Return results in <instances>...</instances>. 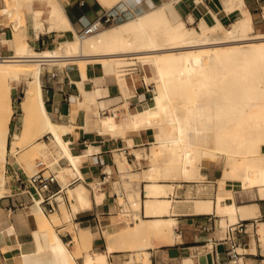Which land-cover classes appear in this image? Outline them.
<instances>
[{"label":"bare ground","instance_id":"obj_1","mask_svg":"<svg viewBox=\"0 0 264 264\" xmlns=\"http://www.w3.org/2000/svg\"><path fill=\"white\" fill-rule=\"evenodd\" d=\"M99 1L110 9L124 0ZM176 1L160 2L141 12L128 14L127 19L122 18L91 34L76 31L60 0L8 1L1 12L13 19L14 38L11 41L15 54L0 58L1 184L6 180L2 173V161L9 152L28 164L35 154H41L43 159H53V164H59V178L71 171L60 165V154L54 156V150L43 138L46 133L53 134L55 143L59 142L66 149L63 148L64 155L67 152L66 156L76 163L78 157L71 154L63 138L68 126L53 122L44 106L41 73L44 64L65 65L71 60H78L84 67L94 59L101 61L106 72L114 74L117 82L121 83L122 77L129 80V76L137 73V66H142L145 71L143 79L156 85L153 97L154 108L158 112L145 106L132 117L134 128L155 129L153 154H167L163 164L158 161L152 163L154 165L145 177L151 182L162 178L199 180L203 178L201 168L205 162H217L222 165V175L218 180L224 190V193L219 191L218 194V212L230 216L232 221L237 220L239 212L248 216V206L237 207L235 203L226 202V196H231L232 192L226 191L224 185L227 179H239L244 188L256 187L264 197V31L257 29L246 0H223L228 11L238 8L242 12L229 25L217 15L213 24L202 19L196 25L193 17L188 22L173 21L170 4ZM28 4L32 6L30 10L26 9ZM46 10L51 15L48 18L51 22L49 28L63 29L66 35L56 47L36 51L28 40L26 14L29 12L38 35L45 30ZM24 73L32 78L26 81L21 101L25 113L23 128L13 133L8 148L9 125L14 112L12 92L22 82ZM12 81H18V84ZM161 93L163 102L160 101ZM103 124L109 128L107 118H103ZM36 131L46 132L42 140L36 141ZM124 162L127 163L126 157ZM4 192L2 187L0 196ZM78 194L84 198L82 192ZM148 194L156 197L155 200H147L148 214L170 212L172 201L164 196L167 194L165 186L149 184ZM161 195L163 197L159 198ZM131 197L132 205L140 211L141 201ZM31 204L36 206L34 215L39 232L45 229L49 233V246L31 255L20 251L24 261L16 262L12 257L7 258L6 264H79L76 254L82 246L91 247V237L83 232L80 235L77 233V250L72 252L50 227V217L40 202L35 198ZM62 211L65 218L70 217L66 205L62 206ZM55 214L60 218L58 212L51 216ZM138 218H141L139 222L123 228V235L133 238L134 247L143 249L145 234H155L162 240L170 236L173 219L147 222L140 214ZM223 224L226 225L227 221L223 220ZM260 231L263 235L264 227ZM7 240L20 241L14 225L0 232L1 243L5 244ZM96 261L108 264L105 255L87 254L86 264Z\"/></svg>","mask_w":264,"mask_h":264},{"label":"crops","instance_id":"obj_2","mask_svg":"<svg viewBox=\"0 0 264 264\" xmlns=\"http://www.w3.org/2000/svg\"><path fill=\"white\" fill-rule=\"evenodd\" d=\"M8 1L0 0V53L12 56L15 54L11 41L14 38V24L10 17L1 12ZM148 1L151 3L144 5L138 0H124L109 9L99 0H60L72 26L79 33L86 24L108 11L115 13L119 21L128 14L171 0ZM246 2L251 7L257 29L264 31L263 0ZM223 3V0H178L170 4V15L173 21L188 22L193 17L196 25L202 19L213 24L217 21V15L224 24L229 25L242 12L238 8L228 11ZM50 16L46 10L45 30L38 36L29 12L26 14L28 40L36 51L56 47L66 35L63 29L49 28ZM93 60H89L84 67L78 60H71L65 65L44 64L41 73L42 98L48 116L53 122L68 126L63 138L71 154L78 157L76 163L72 162L66 156L67 152L64 155L66 149L63 147V150L59 142L56 144L53 139L47 140L54 150L53 155L60 154V165L73 172L71 176L64 173L65 181L63 177H58L59 183L63 186L75 174L82 176L81 180L60 192L63 198L55 210L44 211L48 216L58 212L61 224H52L72 252L76 253L77 250L74 238L77 233L80 235L83 232L91 237V247L77 256L78 263L86 264V256L91 253L93 256L105 255L108 264H227L236 256L232 251L233 241L228 237L227 228L230 224L241 222L244 230L240 231L239 228L233 233L236 249L240 253L238 257L242 259L238 264H264V234L260 231L264 227V197L259 189L244 188L239 179L226 180L224 189L232 192L231 196H226V202L235 203L237 207L248 206V216H242L239 212L237 220L232 221L230 216L218 212V194L224 193V190L218 180L222 170L218 168L217 162H205L201 168L203 178L199 180L173 181L162 178L158 182H151L145 177L150 168L140 171L141 163L147 165V162L146 158H141L139 150L150 146L148 154L154 162L157 159L160 164L164 163L167 154H153L155 129L134 128L132 117L145 106L158 112L154 108L155 88L138 78L139 66L135 76H129V80L122 77L120 83L114 74L106 72L101 61ZM53 71L57 72L56 77H52ZM31 78L30 74H23V81ZM12 94L14 112L9 125L8 148L13 133L22 130L25 115L21 106L23 96L17 92L16 87ZM125 96H128V102ZM103 118L108 119L109 128L104 126ZM160 155H166L162 162ZM125 157L127 163L124 162ZM2 162L6 167V174L2 170L6 180L0 183V190L4 187L5 191L0 196V232L14 225L20 239L17 242L7 240L5 244L0 241V264H6L7 258L12 257L16 262L24 261L20 251L31 255L40 248L48 247L50 236L45 229L39 232L34 215L36 206L31 204L32 199L24 191L23 182H27V176L31 174L11 152ZM53 165L51 169L59 173V164ZM59 183L52 184L53 191L59 192ZM152 183L165 186L167 194L164 196L172 201L169 213H147V200L156 199L155 195L148 194V185ZM81 185L87 188L85 200L76 193ZM70 190L75 193L72 198ZM130 196L141 201L140 211L133 208ZM63 205H66L71 215L67 221L64 220ZM139 214L147 222L161 218L173 219L170 236L162 240L156 238L155 234H145L143 249L134 247L133 238L124 236L123 228L139 222ZM223 220L227 221L226 225ZM251 225L258 228L251 231ZM116 231V236L108 237Z\"/></svg>","mask_w":264,"mask_h":264},{"label":"built area","instance_id":"obj_3","mask_svg":"<svg viewBox=\"0 0 264 264\" xmlns=\"http://www.w3.org/2000/svg\"><path fill=\"white\" fill-rule=\"evenodd\" d=\"M116 22H118V16L115 13L108 11L102 17L86 24L80 32L81 34H91L103 27L110 26ZM9 56L11 55L0 53L1 59L8 58ZM51 75L52 77H56L57 72L53 71ZM53 136L54 135L51 133H46L44 135V137L48 141H51L52 139L54 140L55 137ZM81 179L82 176L75 174L66 185L62 186L59 183L58 172L51 169V163L44 159H40L36 164L35 171L31 175L27 176V182H23L24 191L29 194L32 200L36 198L42 205L43 210L53 211L58 205V202L61 200L60 192ZM54 182H58L60 184L59 192H55L52 190V184ZM239 228L240 231L244 230V224L241 222L230 224L227 228L228 237H230V239L233 241L232 251L236 253V256L232 258L227 264H238L240 261V257H238L240 253L236 249V242H234L233 237L234 231L238 230Z\"/></svg>","mask_w":264,"mask_h":264},{"label":"rangeland","instance_id":"obj_4","mask_svg":"<svg viewBox=\"0 0 264 264\" xmlns=\"http://www.w3.org/2000/svg\"><path fill=\"white\" fill-rule=\"evenodd\" d=\"M139 2H143L144 3V5H146V3H148L149 1L148 0H138ZM149 3H151V2H149ZM31 4H28L27 5V8L26 9H28V10H30L31 9ZM139 8V7H138ZM127 17L128 16H125V18L127 19ZM12 21H13V19H12ZM61 65H63V64H61ZM139 71H138V73H137V76H138V78H140L141 80H142V82H146L144 79H143V73L145 72L144 71V69H143V67L142 66H139ZM131 72V71H130ZM148 72H149V70H148ZM12 83L13 84H18V81H12ZM147 84H150V86L152 87V88H155L156 87V85H155V83H148V82H146ZM158 88H159V86H157ZM25 88H26V81H23L22 80V82L18 85V86H16V90H17V92H19V94L20 95H24V91H25ZM155 93V92H154ZM160 101L161 102H163L164 101V98H163V96H162V93H161V95H160ZM10 124H11V122H10ZM37 132V136H36V134H35V136H36V141H40V140H42V136L46 133V132H42V133H40L41 131H36ZM39 135V136H38ZM10 136H11V133H10ZM43 138L45 139V140H47L44 136H43ZM53 145V144H52ZM152 146V145H151ZM150 149H151V147L150 146H148V148H144L143 150H139V151H141V153H142V155H141V158L143 159V158H146V162H147V165H144L143 163H141V166H142V168L140 169V171H142V170H144V169H148V168H150V167H152V165H154V164H152V163H154V160H153V158L151 157V155H149L148 153L150 152ZM124 155V154H123ZM165 157H166V155H160V157H159V159H160V161L162 162L164 159H165ZM44 158H46V157H44ZM40 159H43V156L41 155V154H35V155H33L32 157H31V163H26V162H24V161H21V160H19V162H21V164L23 165V167L25 168V169H27L28 171H29V173L30 174H32L34 171H35V168H36V164H37V162H38V160H40ZM51 159V158H50ZM49 158H48V160L47 159H44V160H46V161H48L49 163H51L52 161H53V159H51V161H49L50 160ZM158 160L157 159H155V162H157ZM158 163V162H157ZM7 164V163H6ZM52 165H53V162L51 163ZM218 166V168H220L221 170H222V165L221 166H219V165H217ZM2 168H3V171H4V173L6 174V167L4 168V165H3V162H2ZM123 169V168H122ZM71 172V171H70ZM67 175L68 176H71V175H73V172H71V173H67ZM182 179V178H181ZM136 180H138L139 181V179H135V181ZM177 180H180V178H178ZM123 181H124V179H123ZM134 181V180H133ZM174 181V180H173ZM81 193L82 192V194L84 195V198H81L82 200H85V193L87 192V188L84 186V185H81L80 186V189L79 190H76V193ZM69 195H70V197L71 196H75V193H74V191H72V190H70L69 191ZM72 198V197H71ZM133 197H131L130 196V200L132 199ZM121 201L123 202V199H121ZM133 208L134 209H136L137 210V207H134L133 206ZM64 216V215H63ZM50 217V219H49V225H50V227L53 229V231L54 232H56V228L54 227V225L52 224V222L55 224V225H57V224H61V218H58L57 217V214H55V215H52V216H49ZM71 218V215H70V217L68 218H65L64 217V220H69ZM52 220V221H51ZM258 228V227H257ZM256 228V229H257ZM254 229H255V227L254 226H252L251 225V227H250V230L251 231H254ZM57 233V232H56ZM117 233H118V231H116V232H113L112 234H109L108 235V237L110 238L111 236H116L117 235ZM75 238V237H74ZM261 242L263 243V240H261ZM75 244H76V247H77V241H76V238H75ZM263 245H264V243H263ZM68 246V245H67ZM69 247V246H68ZM87 250H88V248L86 247V246H82L81 247V249L79 250V253H77L76 255L77 256H79V255H81V254H83V251H86L87 252ZM27 264H30L29 262H26ZM32 264H37L36 262H32Z\"/></svg>","mask_w":264,"mask_h":264}]
</instances>
